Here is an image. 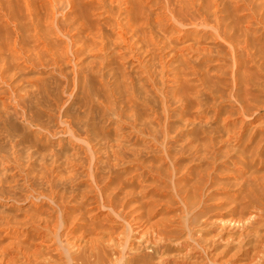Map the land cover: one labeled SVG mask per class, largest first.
I'll return each mask as SVG.
<instances>
[{
    "label": "rangeland",
    "instance_id": "obj_1",
    "mask_svg": "<svg viewBox=\"0 0 264 264\" xmlns=\"http://www.w3.org/2000/svg\"><path fill=\"white\" fill-rule=\"evenodd\" d=\"M8 263L264 264V0H0Z\"/></svg>",
    "mask_w": 264,
    "mask_h": 264
},
{
    "label": "bare ground",
    "instance_id": "obj_2",
    "mask_svg": "<svg viewBox=\"0 0 264 264\" xmlns=\"http://www.w3.org/2000/svg\"><path fill=\"white\" fill-rule=\"evenodd\" d=\"M109 1H110V0H109ZM120 21H121V20H120ZM119 23H121V22H119ZM118 27H119V25H118ZM122 27H123V25H122ZM122 27H121V28L119 27V29H122ZM123 29H124V28H123ZM124 31H125V33H126V30H125V29H124ZM119 33H120V31H119ZM125 33H122V34L125 35ZM124 35H123V36H124ZM116 36L118 37L119 35H116ZM121 36H122V35H121ZM121 36H120V37H121ZM118 38H119V37H118ZM123 38H124V37H123ZM124 39H126V38H124ZM120 40H122V39H120ZM126 40H127V39H126ZM122 42H123V41H122ZM124 42H127V41H124ZM131 48H132V47H131ZM129 55H130V54H129ZM131 55H132V54H131ZM136 60H137V59H136ZM137 61H138V60H137ZM139 61H140V60H139ZM136 66H137V65H136ZM72 247H73V246H72ZM68 248H69V247H68ZM115 248H116V247H115ZM115 248H114V249H115ZM133 249H134V248H133ZM56 250H57V249H56ZM66 250H67V249H66ZM68 251H69V250H68ZM68 251H67V252H68ZM33 252H34V251H33ZM61 252H62V251H61ZM38 253H39V252H38ZM42 253H44V252H42ZM103 253H104V252H103ZM128 253H129V251H128ZM132 253H133V252H132ZM31 254H32V253H31ZM65 254H67V253H65ZM37 255H38V254H37ZM35 256H36V255H35ZM115 257H116V256H115ZM119 257H120V256H119ZM46 258H47V257H46ZM11 259H12V258H11ZM39 259H40V258H39ZM43 259H44V257H43ZM48 259H49V258H48ZM113 259H114V258H113ZM8 260H9V259H8ZM8 260H7V261H8ZM12 260H13V259H12ZM40 260H41V259H40ZM108 260H109V259H108ZM10 261H11V260H10ZM16 261H17V260H16ZM44 261H45V260H44ZM123 262H124V261H123ZM2 263H3V262H2ZM6 263H7V262H6ZM8 264H9V263H8ZM15 264H16V263H15ZM250 264H251V263H250Z\"/></svg>",
    "mask_w": 264,
    "mask_h": 264
}]
</instances>
